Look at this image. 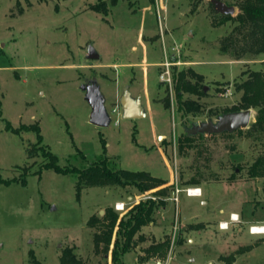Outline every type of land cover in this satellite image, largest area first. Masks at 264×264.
<instances>
[{
	"label": "rangeland",
	"instance_id": "1",
	"mask_svg": "<svg viewBox=\"0 0 264 264\" xmlns=\"http://www.w3.org/2000/svg\"><path fill=\"white\" fill-rule=\"evenodd\" d=\"M95 3L0 0V264H30L31 256L60 264L67 250L81 264H111L112 245L107 256L94 251L96 230L88 220L106 208L121 218L145 201L130 185L88 187L76 198L74 175L35 174L41 159L28 158L26 150L36 144V133L22 129L34 123L60 166L83 169L106 157L113 168L146 171L173 185L153 222L135 235L125 264H264V234L248 232L264 224V177L248 179L246 173L264 155V134L247 132L248 126L185 138L191 125L215 122L237 105L235 82L249 71L264 72V54L236 60L221 53L219 41L232 23L216 24L220 15L210 0H119L106 15L90 8ZM89 45L99 59L86 58ZM165 60L172 63L171 79L187 68L202 75L204 95L181 98L199 104V113L178 110L173 81L159 79ZM92 80L111 118L108 127L89 121L81 86ZM125 88L141 101L143 119L122 118ZM250 110L251 123L256 115ZM191 180L199 182L200 196H186V189L197 187L186 185ZM114 201L125 204L122 212ZM230 213L239 222L219 229ZM164 239L169 248L163 260H142L146 248Z\"/></svg>",
	"mask_w": 264,
	"mask_h": 264
},
{
	"label": "trees",
	"instance_id": "2",
	"mask_svg": "<svg viewBox=\"0 0 264 264\" xmlns=\"http://www.w3.org/2000/svg\"><path fill=\"white\" fill-rule=\"evenodd\" d=\"M118 1L96 0L95 4H90V8L96 13L106 15L109 8L115 6ZM210 5L212 4L210 3ZM231 6L237 9V13L234 16L220 15L215 21L216 24L232 23L229 32L219 41L218 48L220 52L230 54L236 60L245 56L258 57L264 54V0H234ZM202 80V75L195 72L193 68L182 69L173 75L174 100L178 105V110H184L185 113L192 114L199 111V104L188 100L185 101L181 98L184 93L196 96L204 95L201 86ZM234 86L237 92H241L239 102L232 109L221 114L253 109L256 117L249 124L247 132L264 134V72L260 70L249 71L243 82H235ZM169 106L170 100L166 96L163 99V107L167 109ZM22 129L36 133V144L26 150L28 158L40 157L41 159L35 174H39L42 170H52L56 174L74 175L77 179L75 184L76 198L79 197L82 189L88 187L106 188L118 186L125 188L130 185L135 187L140 194L156 189L151 195L154 199L148 198L135 204L121 218H118V214L112 208H106L102 216L98 218L92 216L87 222L90 228L96 230L93 235L94 251L100 252L101 250L103 255L107 256L112 245L110 251L111 264H125L122 261V257L133 248L135 235L138 234L141 228L153 222L155 209L165 205L164 198L168 197L173 185L165 186V180L158 179L146 171L113 168L106 157L99 158L83 169L60 166L57 157L50 152L46 145L41 144L42 139L37 123L22 126ZM198 135L200 137L204 136L202 134ZM190 137L191 135L186 134L185 138L190 140ZM246 173L248 179L264 177V155L258 157L246 170ZM231 178L230 181H233ZM21 183L24 184L25 179H22ZM198 184L197 180H191L186 183V185L192 186ZM113 233L115 237L112 236ZM101 245L102 247H100ZM168 248L169 241L167 239L154 243L146 248V255L142 260L150 258L163 260ZM59 263L81 264V261L71 251L67 250L60 256ZM30 264L41 263L31 256Z\"/></svg>",
	"mask_w": 264,
	"mask_h": 264
},
{
	"label": "water",
	"instance_id": "3",
	"mask_svg": "<svg viewBox=\"0 0 264 264\" xmlns=\"http://www.w3.org/2000/svg\"><path fill=\"white\" fill-rule=\"evenodd\" d=\"M210 3L212 4L213 10L219 15L234 16L235 8L233 6H229L220 0H210ZM86 58L88 60H97L99 59V54L89 45L86 51ZM81 89L85 91V100L91 108L90 123L98 127H108L111 118H109L106 111L104 98L100 92V86L95 80H92L83 84ZM119 101L123 119H143L145 113L141 101L139 98H132L127 88L123 91ZM252 116L250 109L239 112H227V114L218 115L215 122L210 120L193 124L190 128L186 129L185 132L191 136L196 134L210 135L227 132L232 133L247 128ZM102 213L103 211L100 212V214Z\"/></svg>",
	"mask_w": 264,
	"mask_h": 264
},
{
	"label": "built area",
	"instance_id": "4",
	"mask_svg": "<svg viewBox=\"0 0 264 264\" xmlns=\"http://www.w3.org/2000/svg\"><path fill=\"white\" fill-rule=\"evenodd\" d=\"M172 63L168 62L165 60L163 63H161V67H163V71L159 75V79L165 83L171 84V72H170V67ZM193 189V188H192ZM180 192L179 188H176L174 193H173V201L177 202V197L176 195ZM185 193L189 197H195V196H200L201 195V190L200 188H194V190L186 189ZM143 200L151 198L154 199L151 195H148L147 191L145 193L141 194V199ZM120 204V205H119ZM125 204L124 203H115L114 208L116 211L122 212L124 210ZM230 223H237L239 222V216L235 213H230L229 214V221L225 222H220L218 224L219 229H226L228 224ZM248 232L254 235H263L264 234V224L263 225H250L248 227ZM159 264V263H157Z\"/></svg>",
	"mask_w": 264,
	"mask_h": 264
},
{
	"label": "crops",
	"instance_id": "5",
	"mask_svg": "<svg viewBox=\"0 0 264 264\" xmlns=\"http://www.w3.org/2000/svg\"><path fill=\"white\" fill-rule=\"evenodd\" d=\"M197 187L200 188V190H201L200 185H197ZM201 193H202V190H201ZM186 196H187V195H186ZM188 197H189V196H188ZM128 199H129V197H128ZM136 202H138V200H136L135 203H136ZM115 203H123V202H118V201L115 202V201H114V204H115ZM235 214H236V213H235ZM254 223H258V224H259V223H262V222L256 221V222H254ZM259 225H262V224H259Z\"/></svg>",
	"mask_w": 264,
	"mask_h": 264
},
{
	"label": "bare ground",
	"instance_id": "6",
	"mask_svg": "<svg viewBox=\"0 0 264 264\" xmlns=\"http://www.w3.org/2000/svg\"><path fill=\"white\" fill-rule=\"evenodd\" d=\"M196 188H197V187H196ZM190 190H194V188H193V189L190 188ZM119 205H120V204H119Z\"/></svg>",
	"mask_w": 264,
	"mask_h": 264
}]
</instances>
